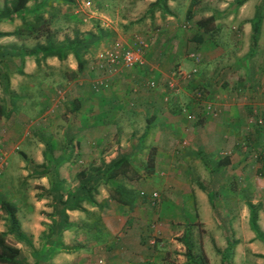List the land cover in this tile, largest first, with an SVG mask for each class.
I'll list each match as a JSON object with an SVG mask.
<instances>
[{
  "label": "crops",
  "instance_id": "obj_1",
  "mask_svg": "<svg viewBox=\"0 0 264 264\" xmlns=\"http://www.w3.org/2000/svg\"><path fill=\"white\" fill-rule=\"evenodd\" d=\"M154 1L135 2L139 9H145L144 14ZM259 2L168 0V10L158 9L152 16L159 18L156 19V23H160L158 27L135 26L134 32H127L128 28L122 31L116 28L120 32L117 37L126 45L142 49L145 64L133 69L120 68L113 75L102 73L95 66L98 55L107 44L111 45L105 40L113 30L101 29L97 34L90 27L81 28L83 34L73 32L71 39L76 34L80 38L91 34L93 39L78 58L68 52L62 59L28 53L30 48L22 46L26 44L28 34L25 37H0V46L18 49L8 64V89L16 95L18 106L9 105V115L0 119H4L3 124L8 126L4 133H0V148L8 145L26 153L31 150L32 142L34 145L38 142L39 146L44 144L42 138H49L47 129H60L62 121L51 126L44 124L40 129H43V135L33 139L28 136V129L24 131L21 120L28 116L27 100L37 94L45 97L42 103L55 101L52 104L56 107L65 99L67 107L62 112L68 118L73 114L88 117L87 124L76 125L75 133L69 129L74 127L70 120L65 124L61 132L62 145L74 144L77 148L85 134L96 145L109 143V137H114L109 133L113 126L117 127L116 131H130L126 137L135 134L133 148L120 151V154H135L137 148L134 156H128L131 163L127 175L131 180L124 179L128 187L138 192L133 206H123L112 199L110 191L114 182L109 181L99 188L103 195L97 201L106 210L103 222L109 232L105 243L99 245L105 253V264H202L194 252L200 233L203 246L207 241H213L220 254L205 253L209 264H225L223 254L230 245L231 254L228 255H234V260L240 264L241 259L247 264H264V242L250 228L249 212L246 211L240 220L229 215L230 211L226 216H217L214 197L211 196L214 191L220 196L226 193L228 200L235 205L242 202L246 207L249 201L260 205L258 224L264 232V203L250 199L255 189H260L256 185L264 184V128L257 122L258 118L264 120V6L254 45L252 40V22ZM119 3L124 5V2ZM27 6L29 8L23 15L0 19V32L14 31L23 24V19L35 23L38 8L33 1ZM208 17L212 18L210 22L200 27L197 25L198 21ZM183 19L194 21L192 31H186ZM8 37L14 42H5ZM34 38L37 42L33 45L45 44L44 34ZM192 51L201 54L199 72L179 82L176 93L168 90L166 82L178 67L194 65L189 58ZM214 69L217 73L212 74ZM150 79L156 80L154 88L147 87ZM99 80L106 81L107 87L97 86ZM56 85L62 89H56L53 94ZM205 103H212L219 112L212 121L204 111ZM189 113L192 117L188 116ZM137 115L142 116L140 122ZM130 143L131 140L120 145ZM138 148L143 152L139 153ZM151 149H154V159L148 166ZM11 153H15L14 150ZM43 155L40 152L34 159L42 163ZM115 157L86 156L85 160L90 167L100 166L102 161L106 164ZM56 159L58 162V157ZM256 172L262 178L256 177ZM41 180H47V177ZM141 191L145 195H141ZM153 192L158 195L154 200L150 198ZM74 213L78 215L80 212L68 211L69 215ZM29 215L27 212L19 220L21 229L31 235L35 246L43 227L34 215ZM70 220L75 221L71 216ZM228 224L239 232L233 240L223 239L224 226ZM15 246L20 248L21 243L16 242ZM42 252L41 255L46 254ZM54 261L59 263L58 258Z\"/></svg>",
  "mask_w": 264,
  "mask_h": 264
},
{
  "label": "rangeland",
  "instance_id": "obj_2",
  "mask_svg": "<svg viewBox=\"0 0 264 264\" xmlns=\"http://www.w3.org/2000/svg\"><path fill=\"white\" fill-rule=\"evenodd\" d=\"M6 0H0V10L4 7ZM41 1V0H38ZM96 4V7L104 14L106 15L110 27L107 29H103L100 26L99 21L96 19L84 20L83 19V12L79 11V3L76 0L71 1H64V0H49L47 4H45V7L43 10L37 11L36 14H42L43 17L48 20L47 24L45 25H39L38 34H45L44 32H54L56 39H62L64 36L71 37L73 32L77 30L81 33L80 29L84 28H94L98 32L102 30H113L112 35L106 38L105 43L109 42L112 44L115 40H121L118 38V34H120L117 29L122 31L121 29L128 28L130 30H126L127 32H134L135 26L144 27L145 29L155 28L154 26H159L160 23H156V19L152 17L153 15H150L148 13V10L144 14L145 9H139L136 5V0H132L128 2L129 0H93ZM119 2H124V5H121ZM128 2V3H127ZM27 4H30L27 3ZM31 6V5H30ZM150 7V6H149ZM29 8V6H27ZM85 11V9H84ZM63 12H65L63 14ZM50 16H54V18H50ZM68 17V18H67ZM187 19H183V24L186 25V31L189 29V31H192L194 29L195 24L194 21L192 22ZM29 22V21H28ZM115 28V29H114ZM117 28V29H116ZM40 32V33H39ZM83 34V33H81ZM96 35V33H93ZM35 36V35H33ZM33 36L31 38H28L26 41V44H22L24 48H31L34 44ZM123 41V40H121ZM5 42L12 43L14 42L12 37L5 38ZM24 42V41H23ZM110 45L107 44L106 47H109ZM25 50V49H23ZM193 53L197 54L201 58V54L196 51H192ZM178 69V68H177ZM176 69V70H177ZM202 72L204 69H201ZM199 72V67H198ZM197 72V73H198ZM196 73V74H197ZM209 73V70L207 71ZM217 73L216 69L213 70L212 74ZM195 74V75H196ZM103 87V86H102ZM109 87V86H108ZM61 87H58L57 85L53 87L52 93L54 94L56 89H59ZM62 89V88H61ZM37 97H31L28 98V105L29 108H27L28 116L22 119L21 121L24 124V131L28 129L29 131V137L33 139L40 138L43 135V129L40 131L42 126L45 124L46 126L54 125L57 122L62 123L59 125L61 126L59 130L52 129L48 131V137L49 141L52 146V150H46L45 145L39 146L36 142H32L31 150L26 151L24 153L20 150V148L17 150L15 148H11L8 145L3 146L0 148V202L3 200L12 202L17 206V215L19 219H23L27 212L30 214L29 216H35L36 220L40 221L41 226L43 227V231L47 230V225L50 223V220L47 217V213L51 212L52 208L50 207L51 198L47 196L46 193V186L50 187V182L54 180V174L53 172H49V174H44V168H48L51 166V164L46 163L45 156L48 157V161L52 158L58 157V162H60V167L58 168V175L62 181H65L67 186L70 188H74L77 184L76 179V173L79 170H82L83 168H86L88 166L87 159L85 160L86 156H101L103 159L105 156H112L117 155L120 153L121 150L129 151L133 148V146L136 144L135 142V134L133 133L132 136L127 135L131 134L130 131H124V130H117V127H111L112 129L109 133L110 136L114 134V137H109L108 141L109 143L106 144H100L96 145L95 143L91 142V139H88V136L86 134L83 136L81 140V145L79 147H75V145H69L68 147L66 145H62V128L65 126L66 123L70 120L69 123H72L74 125L73 129L69 128L72 133H75L76 125L81 124H87L88 117H85V114L83 116L81 114H73L70 115V118L63 113L62 111L67 107L65 105L66 101L65 99L61 100V105L56 107L53 104H55V101L48 102V104H44L42 102L45 98L41 94H37ZM66 96V95H65ZM71 97L69 96V99ZM8 99V98H6ZM34 101L37 103L35 104ZM53 103V104H52ZM46 105V106H45ZM83 110V109H82ZM112 116V115H111ZM22 118V117H21ZM20 118V119H21ZM136 118L139 120V122L142 120V116L137 115ZM4 120V119H2ZM0 120V133H4L6 129H8L7 124H3L4 122ZM210 120H214L213 118H210ZM48 124V125H47ZM82 131V130H81ZM87 130L85 129V133ZM118 137V139H117ZM129 145H123L121 146V142H130ZM101 146V148L99 147ZM78 149V150H77ZM11 150H14L15 153H11ZM135 149V154H136ZM40 152H42L44 155V160L42 163L44 165H41L42 163L37 162L34 159V156H39ZM138 152L142 153L143 150H139ZM143 155V154H142ZM70 157L67 159L66 157ZM139 156V155H136ZM258 158L260 156H257ZM263 157V156H261ZM258 158H256L258 160ZM57 160V159H56ZM102 161V160H101ZM257 162V161H256ZM103 163V161L101 162ZM100 163V164H101ZM256 163L255 165H257ZM257 167L254 168V170ZM255 174V173H254ZM256 177L257 172H256ZM42 177H47V180H41ZM262 181L264 182V177L262 178ZM257 187L260 186V189H255L253 196L250 197V199L255 200H261V202L264 203V184L256 185ZM255 186V187H256ZM101 187V186H100ZM244 194V193H241ZM103 192L99 191L98 195H96L97 199L102 198ZM226 193L221 194L216 193L215 191L211 193V196L214 197V203L216 205V208H214V212L217 216L223 214L226 216L227 211H230L229 215L233 216L234 218L240 220L245 216V212H249L248 207L244 206L242 202L238 203L237 205L233 204L228 200L229 197L226 196ZM247 195V193L245 194ZM220 196V197H219ZM225 196V197H224ZM225 198H227L225 200ZM85 206L89 210H93L94 212L100 214L103 218L106 215V210L101 208L91 206L89 204H85ZM258 208L260 209V205H258ZM114 210V209H113ZM259 211V210H258ZM80 212V211H79ZM34 213V214H33ZM33 214V215H32ZM72 218H74V223H81L86 215L83 212L74 213L73 215H69ZM264 217V211L263 215ZM259 218V217H258ZM264 221V218H263ZM6 222L7 217L3 209L1 208L0 203V230H6ZM104 223V222H103ZM202 232H205L204 229ZM42 231V232H43ZM68 232H63L62 239L64 237V241H66L67 245L69 246H79V248L73 252H64L61 250L57 256H53L51 258L52 264H55L57 258H58V264H73L77 262L78 264H105L104 263V256L105 253L101 251L98 245H95V242L87 240V234L85 232L81 231L80 229L72 228L70 230H67ZM41 232V234H42ZM224 237L230 240H233L236 236V234H239V232H236L232 226V224H228L224 226ZM41 234L39 237V241L37 240L36 248H39L41 244ZM202 233L199 234V237L197 238V248L194 249V252L196 256H198L200 259V263L202 264H209L207 258L204 256L205 253H217L215 249V243L212 242H206L204 245V242H202ZM30 235V234H28ZM31 236V235H30ZM201 236V237H200ZM200 238V239H199ZM32 239V238H31ZM7 242L11 244H16V237L15 235L8 234L6 236ZM33 242V239H32ZM19 243V242H18ZM39 243V244H38ZM212 245V246H211ZM21 251H22V257L29 263L35 262L36 258L31 253V250L29 247L25 246L23 243H21ZM91 248V250H89ZM43 254V252H41ZM64 253V254H63ZM219 256L220 254L217 253ZM256 256V254H254ZM46 255H40L39 264H48L47 260H44L43 257ZM59 256L60 259H59ZM203 256V258H202ZM254 257V256H253ZM63 258V259H61ZM233 256H227L225 257V264H240V262L234 260ZM224 260V259H223ZM245 259H241L242 264H247V262H243ZM251 262V261H250ZM57 263V262H56ZM249 264H254L249 263Z\"/></svg>",
  "mask_w": 264,
  "mask_h": 264
},
{
  "label": "trees",
  "instance_id": "obj_3",
  "mask_svg": "<svg viewBox=\"0 0 264 264\" xmlns=\"http://www.w3.org/2000/svg\"><path fill=\"white\" fill-rule=\"evenodd\" d=\"M30 1L35 2V7L38 8L37 11H40L43 10L45 4H47L49 0H41L39 3H36L38 0H6L0 12V19L13 17L14 14L23 15L27 8V3ZM167 1L168 0H155L150 4L148 13L153 15L158 9L163 11L168 10ZM244 1L246 0H236L238 4ZM263 6L264 0H260L256 7L254 20L252 22L253 45L256 43L257 35L260 30ZM50 18H54V16H50ZM211 20L212 18H205L204 20L198 21L197 25L200 27ZM47 21L48 20H46L41 13L37 14L35 16V23L24 21L23 19V24L19 28L12 32H0V37L6 35H23L22 37H25L28 34V37L31 38L33 35H38L39 25L47 24ZM74 32L78 33L77 30ZM44 33L46 38L45 44L37 43L33 45L30 50H28V53H42L44 58L46 56H57L58 59H62L68 52H73L78 58L79 53L85 49L86 44L93 39L91 34H86V37L83 36L82 38L76 34L72 39L66 36L62 40H58L54 32L46 31ZM28 37L26 38L28 39ZM8 48L9 46L6 45L0 46V119L7 118L9 115V105L13 108L18 106L16 95L9 92L8 89L10 77L8 64L18 53V49H16V47H14V49H12V47H10V49ZM42 139L45 149L49 151L52 150L53 145H51L48 140L49 138ZM153 150L154 149H151L148 152V166H151L153 163ZM134 155V153L129 152L119 153L106 164L101 163L100 166L91 165L90 167L79 170L76 173L78 182L74 188H70L65 181L57 177L59 173L58 165L60 162H57L56 158H52L48 161V157L45 156L46 163L51 164V166L44 168V174H49V172H53L54 174V180L50 182V187L46 189L47 196L51 198L50 207L52 210L46 214L50 223L47 225V230L43 231L41 234L40 247L36 248L32 242L31 236L21 229L20 220L17 215V206L6 200L0 202L1 208L7 217V222L5 224L6 230L0 231V264H29L22 257L21 248L7 242L6 236L8 234L15 235L17 242L23 243L30 248L31 253L36 258L35 264L40 263L39 259L42 251L46 252V256H44L43 259L45 258L44 260H47L50 262L49 264H51V258L61 250L68 253L77 250L79 246H69L65 244L62 239L63 232L72 228H78L85 232V234H87V240L94 241L98 246L104 244L109 236V232L102 221V217L93 210H89L85 204L101 208V204L97 201L96 195H98L101 185H106L111 181V183L114 182L112 183L113 185H111V187L113 186V190L110 191L112 199L120 205L132 207L138 192L135 188L128 187L124 179L131 180L127 175V170L131 163L128 156ZM41 165H44V163ZM246 204L249 209L250 228L256 233L257 237L264 242V232L260 229L258 224V205L250 201ZM73 210L85 213L86 217L81 223H74L70 220L68 211ZM108 247L110 246L108 245ZM231 247L232 245L227 249V253L223 254V259H225L228 254H231Z\"/></svg>",
  "mask_w": 264,
  "mask_h": 264
},
{
  "label": "built area",
  "instance_id": "obj_4",
  "mask_svg": "<svg viewBox=\"0 0 264 264\" xmlns=\"http://www.w3.org/2000/svg\"><path fill=\"white\" fill-rule=\"evenodd\" d=\"M76 1L79 3V11L83 12L82 15L84 20L90 21L91 19H97L102 28L107 29L110 27L106 15L96 7L93 0ZM189 58L193 61L194 65L190 68L178 67L166 82L168 90L176 93L178 91L179 82L192 78V76L198 71V64L201 60L200 56L195 53H190ZM98 59L99 61H97L95 65L96 68L102 73H108L110 75L118 73L120 68L133 69L142 67L145 64L144 54L140 47L126 45L123 41L118 39L113 41L109 47L102 50L98 55ZM107 85L106 81H97V86L107 87ZM155 86L156 80L150 79L147 83V87L154 88ZM165 99L168 98L165 97ZM204 111L212 118H216L219 113L215 105L212 103H205ZM188 116L192 117V114L189 113ZM257 122L264 128V120L262 118H258ZM140 194L145 195V192L141 191ZM157 197V193L153 192L150 198L154 200Z\"/></svg>",
  "mask_w": 264,
  "mask_h": 264
}]
</instances>
